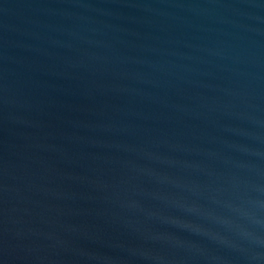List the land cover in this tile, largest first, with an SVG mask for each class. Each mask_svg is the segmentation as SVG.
<instances>
[{
	"label": "water",
	"instance_id": "obj_1",
	"mask_svg": "<svg viewBox=\"0 0 264 264\" xmlns=\"http://www.w3.org/2000/svg\"><path fill=\"white\" fill-rule=\"evenodd\" d=\"M0 264H264V0H0Z\"/></svg>",
	"mask_w": 264,
	"mask_h": 264
}]
</instances>
